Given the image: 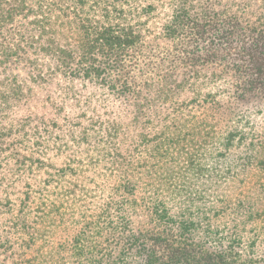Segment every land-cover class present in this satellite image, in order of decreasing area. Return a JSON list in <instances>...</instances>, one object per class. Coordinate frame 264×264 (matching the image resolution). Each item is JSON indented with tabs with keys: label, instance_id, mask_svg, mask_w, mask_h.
Returning <instances> with one entry per match:
<instances>
[{
	"label": "trees",
	"instance_id": "16d2710c",
	"mask_svg": "<svg viewBox=\"0 0 264 264\" xmlns=\"http://www.w3.org/2000/svg\"><path fill=\"white\" fill-rule=\"evenodd\" d=\"M38 49L40 90L54 86L72 98L76 117L99 111L76 142L78 152L93 153V193L66 237L41 251L45 264H264L254 243L240 249L237 225L224 220L229 202L204 185L184 195L162 180L184 171L166 165L184 140L173 137L185 127L171 121L179 110L232 113L233 103L264 91V0H0V71L14 58L34 69ZM5 76L0 102L20 93L18 76ZM202 118L221 179L231 171L230 149L264 147L241 118L224 130ZM182 123L198 126L196 117Z\"/></svg>",
	"mask_w": 264,
	"mask_h": 264
},
{
	"label": "rangeland",
	"instance_id": "374dc122",
	"mask_svg": "<svg viewBox=\"0 0 264 264\" xmlns=\"http://www.w3.org/2000/svg\"><path fill=\"white\" fill-rule=\"evenodd\" d=\"M220 5L224 8L223 3ZM227 10L231 15L232 10ZM230 50L217 49L222 55ZM33 57L39 64L32 70L24 61L14 58L6 70L0 71V77L18 76L20 85L19 94H10L9 100L0 102V264H45L41 251L52 249L57 241L66 237L79 212L78 204L81 199L90 200L94 188L93 185L88 188L93 153L88 148L78 152L76 142L78 131L89 127L90 116L99 111L90 108L76 117L81 110L72 105V98H65L54 86L40 90V49ZM203 67L199 68L206 72L215 69ZM224 85L226 81L219 83V87ZM90 92L92 88L85 94ZM113 105V112H123V107ZM233 105V112L225 114L210 110L204 114L203 108L193 104L179 110L176 121H171L185 127L180 136L173 137H184V140L180 145L176 142L172 152L175 158L168 159L166 165L184 171L175 173L174 179L160 175L169 190L176 191L179 187L182 194L192 195L204 185L209 197L218 195L219 199L229 202L231 211L224 220L230 228L237 225L240 249L254 243V255L264 258V147H257L253 154L247 151L245 143L230 149L224 165H230L231 171L221 179L220 167L214 164L216 152H213L212 134L205 133L199 125L202 116H206L209 126L217 123L218 129L224 130L241 118L264 145V91ZM191 117L197 118L198 126L182 123ZM76 122L81 124L78 130V126L72 127ZM88 131L92 133L89 128ZM205 148H208L207 154ZM245 155H251L250 162H246ZM213 165L216 171L213 168L209 172L200 170ZM78 168L84 170L82 175L78 174ZM164 193L167 198H184ZM65 260L71 263L72 258L66 256Z\"/></svg>",
	"mask_w": 264,
	"mask_h": 264
}]
</instances>
